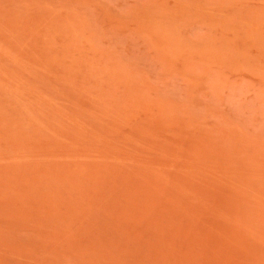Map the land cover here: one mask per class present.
I'll return each instance as SVG.
<instances>
[{"label":"rangeland","instance_id":"obj_1","mask_svg":"<svg viewBox=\"0 0 264 264\" xmlns=\"http://www.w3.org/2000/svg\"><path fill=\"white\" fill-rule=\"evenodd\" d=\"M0 264H264V0H0Z\"/></svg>","mask_w":264,"mask_h":264}]
</instances>
